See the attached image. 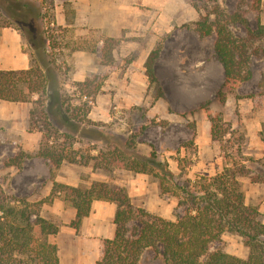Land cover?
Listing matches in <instances>:
<instances>
[{
  "label": "rangeland",
  "instance_id": "1",
  "mask_svg": "<svg viewBox=\"0 0 264 264\" xmlns=\"http://www.w3.org/2000/svg\"><path fill=\"white\" fill-rule=\"evenodd\" d=\"M52 1L53 15L45 23L48 36L46 55L52 63L50 67L57 71L55 87L57 84L62 87L69 103L81 106L88 101L89 118L99 123V128L111 136L113 143L117 142L118 136L136 134L134 150L148 156L155 149L159 158L167 160L175 173H180V159L185 167L183 178L213 175L233 161L244 163L251 171L240 177L246 201L261 206L264 182H254L251 177L264 171V160L248 146L246 124L238 99L251 98L255 107L264 111V37L253 40L251 78L241 82L222 103L215 96L224 80V68L214 49L216 36H200L195 30V22L219 3L229 13H243L249 27L256 29L258 22L264 24V0L259 8L252 4V0H92L98 7L95 15L99 20L101 17L104 26L90 28L85 27L88 23L87 14L81 9L82 0ZM50 3L48 0L47 5L51 6ZM64 20L72 21L74 25H66ZM230 28L237 37H248L247 26L243 23H234ZM24 45L29 49L26 40ZM79 45L95 46V51L75 49ZM105 46L111 48L108 60L103 58ZM157 46H160V53L154 68L164 91V96L159 99L154 98V88L149 85L145 74V60ZM86 80L92 83L91 89L98 88L92 101L84 97L85 89L83 98L79 99L81 92L75 83ZM85 86L83 84L82 88ZM209 112L222 116V143L211 137ZM261 134L264 138V128ZM87 137L80 136L74 141L71 148L77 156L87 155L93 146L100 144ZM3 138L0 135V141ZM11 149L7 143L0 145L2 188L29 201L48 196L53 178L50 162L30 152L22 168L7 166L5 160L22 148L18 147L13 155L7 154ZM91 153L96 154L97 150L93 149ZM24 165L30 172H20ZM30 165L38 172V177L31 173ZM61 167L65 176H79L81 186L106 181L124 186L135 206L167 218L182 213L183 208L176 207V198L160 194L157 181L148 174L116 167L112 170L95 169L92 162L88 165L64 162ZM18 177L24 182H19ZM179 179L182 180L180 175ZM64 194L63 191L57 196L64 198ZM260 218L264 221V208ZM55 220L61 222L62 216ZM213 248H221L242 258L249 254L243 238L233 232H225ZM142 262L164 264L152 251L143 254Z\"/></svg>",
  "mask_w": 264,
  "mask_h": 264
},
{
  "label": "trees",
  "instance_id": "2",
  "mask_svg": "<svg viewBox=\"0 0 264 264\" xmlns=\"http://www.w3.org/2000/svg\"><path fill=\"white\" fill-rule=\"evenodd\" d=\"M47 2L0 0V27L18 30L29 44V49L25 46L23 49L30 57L27 69H0V99L32 103L27 128L41 133L34 154L50 162L53 175L50 194L38 201L8 193L0 184V264H59L58 246L49 239L59 226L41 216L40 207L63 191L64 199L76 209L75 218L71 220L76 229L90 213L94 199L117 205L115 234L103 241L102 255L96 264H144L142 256L146 251H152L164 264H264V221L260 218L259 206L246 201L240 180L241 176L250 174V169L244 163L233 161L213 175L183 178L185 167L180 159V173H175L155 149L148 156L135 151L136 134L118 136L113 143L111 136L99 128V123L89 118L88 101L81 106L72 105L62 87L58 84L55 87L57 71L50 67L52 63L46 55L48 36L45 29L46 20L53 15L54 2L50 0L51 6ZM251 2L259 8L261 0ZM238 22L247 26V38H239L231 30L230 26ZM195 30L200 36H216L214 49L224 68V80L215 96L224 103L229 93L251 78L250 50L253 40L264 37V24L258 22V27L252 29L243 13H229L218 3L195 22ZM75 49L94 52L95 46L79 45ZM102 52L103 58H111L110 46H105ZM159 53L160 46H157L145 60V74L154 88L155 99L164 96L154 68ZM87 80L75 85L81 92L79 99L83 98L85 89L84 97L92 101L98 88L91 89L92 83ZM83 84L87 86L82 88ZM248 97L256 99L253 95ZM205 104L207 106L209 100ZM208 118L212 139L222 143V116L209 112ZM80 136H89L91 142L100 143L91 148L97 150L96 154L90 150L87 155L77 156L72 151L74 141ZM28 155L20 149L5 160V165L20 169ZM64 162L85 165L92 162L95 169L116 167L148 174L157 181L160 194L176 198V207H182V213L167 218L135 206L124 186L106 181H93L88 186L57 182L55 171ZM251 179L264 182V171ZM225 232L237 233L243 238L249 248L247 257L213 248Z\"/></svg>",
  "mask_w": 264,
  "mask_h": 264
},
{
  "label": "crops",
  "instance_id": "3",
  "mask_svg": "<svg viewBox=\"0 0 264 264\" xmlns=\"http://www.w3.org/2000/svg\"><path fill=\"white\" fill-rule=\"evenodd\" d=\"M82 1L81 9L87 14L88 24L85 27H103L101 17L99 20L95 15V12L98 11L97 4L92 0ZM75 11L78 10L75 9ZM95 17L96 20H94ZM64 23L74 25L72 21L64 20ZM83 29L85 28L82 27ZM23 46H25L24 40L18 30L8 26L0 27V69L28 68L30 57ZM77 51L82 52V50ZM238 105L246 124L248 146L253 153L264 159V138L261 134V130L264 128V111L256 108L251 98L238 99ZM31 107L32 103L30 102L0 99V135L4 136L0 145L3 146L6 143L11 145L12 149L7 154H15L18 147L27 153L37 150L41 133L29 131L27 128ZM27 168V165H24L20 172H25L28 170ZM29 168L32 169V166L30 165ZM28 171L30 172V170ZM31 173L38 177L37 171L32 169ZM92 173L95 174L94 171ZM17 180L24 182V179L20 177ZM54 180L75 186L81 182L79 176H65L62 173V167L55 174ZM116 208L115 202L94 199L90 213L83 217L79 229H76L71 225V220L76 215V209L68 201L56 196L51 204L44 203L41 207V215L59 226V230L49 237L50 241L58 246L59 264H96L102 255L103 241L112 238L115 234L114 216ZM259 208L262 213L264 201ZM57 216H62L61 222L55 220Z\"/></svg>",
  "mask_w": 264,
  "mask_h": 264
}]
</instances>
